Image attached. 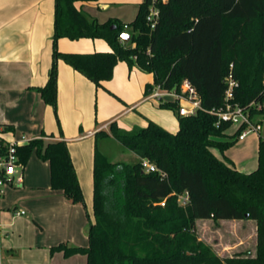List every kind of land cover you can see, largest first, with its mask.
Returning <instances> with one entry per match:
<instances>
[{"label": "trees", "instance_id": "trees-1", "mask_svg": "<svg viewBox=\"0 0 264 264\" xmlns=\"http://www.w3.org/2000/svg\"><path fill=\"white\" fill-rule=\"evenodd\" d=\"M55 1L53 63L46 85L38 89L55 112L59 59L97 85L113 78L119 62L153 73V84L166 88L179 87L188 78L207 110L223 104L225 79L233 64L239 81L235 101L264 102V0H144L130 23L117 19L102 23L76 5L96 0ZM153 2L159 9L154 28L147 19ZM122 33L130 34L129 42ZM62 37L100 38L111 49L61 52L57 41ZM153 84L147 85V94ZM160 108L177 111L178 106L167 101ZM260 114L264 118V110ZM178 119L176 132L148 120L146 126L132 131H120L113 122L110 133H96L97 138L111 134L140 159L113 162L96 148L95 221L89 227V245L61 243L52 252L87 254V264H264V139L259 142L258 168L243 172L225 155L236 142L229 123L216 125L217 116L206 110L178 115ZM19 152L25 164L33 153L48 161L52 188L74 203L85 204L65 140L33 139ZM142 159L155 163L166 176L146 172ZM185 191L189 202L183 206L178 198ZM199 219L256 221L257 254L220 257L199 239Z\"/></svg>", "mask_w": 264, "mask_h": 264}, {"label": "crops", "instance_id": "crops-1", "mask_svg": "<svg viewBox=\"0 0 264 264\" xmlns=\"http://www.w3.org/2000/svg\"><path fill=\"white\" fill-rule=\"evenodd\" d=\"M88 2L98 0L76 5L83 11ZM55 13V0H0V130L5 140L22 136L45 142L65 140L85 204L74 203L53 189L49 162L31 155L24 163L23 184L7 187L0 198V255L5 264H87V254L66 256L51 248L61 243L89 245V227L95 221V152L96 148L103 152L104 139H115L111 134L97 138L96 133H110L113 122L120 131H132L146 126L148 120L171 132L179 129L177 111L172 110L175 121L165 112L168 109L160 108L161 102L146 93L147 85L154 82L153 73L126 62L117 64L112 79L97 85L59 59L55 112L38 90L46 85L53 63ZM57 48L69 53L111 49L104 39L67 37L58 39ZM149 101L164 113V120L154 113L144 112V118L138 114Z\"/></svg>", "mask_w": 264, "mask_h": 264}, {"label": "rangeland", "instance_id": "rangeland-1", "mask_svg": "<svg viewBox=\"0 0 264 264\" xmlns=\"http://www.w3.org/2000/svg\"><path fill=\"white\" fill-rule=\"evenodd\" d=\"M143 1L144 0H98V2L85 3L82 9L84 13L89 14L93 18H97L98 21L102 23L110 19H117L122 23H130L136 18L138 6ZM153 87H155L154 84ZM144 112L154 113L158 116L159 120H164L162 116L164 113L162 114L152 101L147 102L146 105H143L138 110V114H141L143 118L147 116ZM165 112H168L169 114H167L176 121V115L172 110L168 109ZM258 117L261 118V114ZM167 121L168 120H165V122ZM233 130H235V128H231L230 132ZM103 141V152L109 156L111 161L127 163L137 162L136 153L123 146L117 140L104 139ZM259 142L260 138L255 134H251L245 141L235 142L225 151V154L234 162L238 170L252 172L258 168L259 164ZM217 154L220 157L223 156L219 150H217ZM32 155L33 157L37 156L36 153ZM196 226L198 237L210 245L222 258L237 255L249 257L257 254V222L254 220H223L215 222L212 219H206L197 221Z\"/></svg>", "mask_w": 264, "mask_h": 264}, {"label": "built area", "instance_id": "built-area-1", "mask_svg": "<svg viewBox=\"0 0 264 264\" xmlns=\"http://www.w3.org/2000/svg\"><path fill=\"white\" fill-rule=\"evenodd\" d=\"M158 18L159 9L153 2L147 17L152 28L155 27ZM230 67L231 71L225 79L227 88L224 94V102L217 108L207 110L203 107L200 94L188 78L183 79L179 87L166 88L159 84L155 85L149 93V98L159 102H176L179 116L193 115L199 110L208 111L210 114L217 116L216 125L225 122L230 124V130L235 128L231 132V135H233L231 139L236 142L245 140L251 134L264 139V118L258 117L260 112L264 110V102L253 100L247 105H243L235 101L239 81L232 72L233 64ZM30 141L31 139L25 136L19 139L5 140L0 130V198L4 196L7 187L23 184L25 164L21 159L19 148ZM142 167L146 172H160L163 176H166V173L162 172L149 159H142ZM178 201L181 205L186 206L189 202V192L185 191L180 194ZM161 204L164 205L165 201ZM21 213L24 214L25 211L22 210ZM0 264H5L1 259V255Z\"/></svg>", "mask_w": 264, "mask_h": 264}, {"label": "water", "instance_id": "water-1", "mask_svg": "<svg viewBox=\"0 0 264 264\" xmlns=\"http://www.w3.org/2000/svg\"><path fill=\"white\" fill-rule=\"evenodd\" d=\"M121 37L126 42L130 41V34L129 33H122Z\"/></svg>", "mask_w": 264, "mask_h": 264}]
</instances>
